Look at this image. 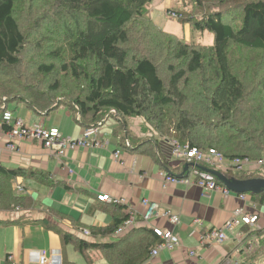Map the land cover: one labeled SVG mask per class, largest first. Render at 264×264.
Listing matches in <instances>:
<instances>
[{
    "label": "trees",
    "instance_id": "16d2710c",
    "mask_svg": "<svg viewBox=\"0 0 264 264\" xmlns=\"http://www.w3.org/2000/svg\"><path fill=\"white\" fill-rule=\"evenodd\" d=\"M18 1L0 0V125L4 133L10 128L3 116L13 115L12 104H24L39 115L65 107L83 129L117 121L124 132L114 134L125 148L133 140L127 120H143L151 127L152 140L139 148L152 156L157 152L160 164L164 160L158 140H174L203 152L214 150L227 160L264 161V0H188L184 8L169 10L192 29L212 33L213 42L207 46L186 43L159 29L149 17L155 0H37L52 7L42 27L62 39L61 46L47 56L64 62L58 68L54 63L31 66L39 77L63 74L64 83L52 81L43 90H38L36 74L30 78L22 74L27 38L16 17ZM193 6L205 10L198 19L188 12ZM231 6L235 10L228 16ZM147 27L156 35L144 34ZM131 33L139 34L136 41ZM231 55L236 56L235 63ZM260 169L223 174L238 180L264 178ZM39 177L47 176L0 165V212L28 209L31 199L17 194L12 184L17 178ZM246 195L264 206V191ZM127 217L116 218L101 233H112ZM254 232L264 242V228ZM123 238L122 244L113 245L62 235L63 243H72L81 255L88 249L104 251L109 264L143 262L159 242L148 228L131 230ZM122 245L126 247L120 251ZM121 253L124 260L119 263ZM6 261L11 264L8 257Z\"/></svg>",
    "mask_w": 264,
    "mask_h": 264
},
{
    "label": "crops",
    "instance_id": "0c3cea01",
    "mask_svg": "<svg viewBox=\"0 0 264 264\" xmlns=\"http://www.w3.org/2000/svg\"><path fill=\"white\" fill-rule=\"evenodd\" d=\"M176 4H180V0H155L153 7L163 8V12H166ZM153 12L154 10L150 12V19L162 29L156 20L152 19ZM9 110L12 111L14 119L23 120L22 117L25 115L26 124L32 126L42 123L47 129H57L63 137L79 139L84 131L72 113L65 114L73 118V126L70 124L72 127L68 130L65 116L49 119V123L46 124L45 121L48 119L45 117L49 114L39 115L29 109L25 114H16L15 105L10 106ZM138 121L140 119H130L126 122L133 136L130 148L119 144L120 139L114 133L118 131L120 135L124 131L117 121L111 120L109 128L104 126L101 128L100 139L107 143L104 148L70 151L61 160L55 158L37 142H18L17 150L11 152L7 149L9 143L7 137L0 133V165L8 169L20 168L41 172L47 176L39 179L17 178L13 182V190L30 198L31 206L26 210L0 212L2 231L10 232L11 235L9 244H3L1 240L0 258L4 257L0 259V264H5L9 256L15 263L25 264L27 252L30 250L43 251L47 256L59 252L63 264H77L76 254H79L87 264H96V258L93 257L98 255L104 259V264H109L104 251L88 249L81 255L72 243L68 244L72 248L63 243L62 235L68 233L75 239L87 243L122 244L126 238L123 237L131 230L119 238L112 236L115 230L108 235L101 232L111 226L116 218L125 217L129 212L136 214L137 227L134 229H145L149 226L172 230L181 244L179 248L161 251L156 257L150 255L148 259L137 264H224L226 259L237 262L238 253L239 257L245 254L243 252L245 246L256 239L250 234L252 227H237L233 233L227 235V241L222 245L202 247L199 244V235L205 230L222 227L230 220L235 210L257 215L259 221L256 227L264 228V216L259 214L264 215V206L260 207L248 195L247 201H243L234 193L225 198L219 192L203 193L194 184L165 183L159 174L179 176L183 165L173 158L168 141L158 140V151L164 164L158 162L157 152L153 156L144 153L145 150L139 146L152 140L149 137L151 133H147L148 131ZM115 151L120 152L118 160L112 156ZM201 168L222 174L227 171L203 166ZM101 195L123 200L120 206L124 208L98 201L97 198ZM144 199L157 203L162 210L177 214L180 224L173 227L167 220L156 217L145 225L140 216L143 212L141 201ZM43 222L48 224L45 225ZM83 230L89 231L90 236H84ZM240 233L250 235L244 241H239ZM125 247L126 245H122L120 251ZM122 255L123 253L117 256L119 263L124 260Z\"/></svg>",
    "mask_w": 264,
    "mask_h": 264
},
{
    "label": "built area",
    "instance_id": "2783aa9c",
    "mask_svg": "<svg viewBox=\"0 0 264 264\" xmlns=\"http://www.w3.org/2000/svg\"><path fill=\"white\" fill-rule=\"evenodd\" d=\"M169 10L171 9L166 10L168 11L166 14L167 17L171 20L178 19V15ZM3 123L6 126H9L10 130L4 133L2 131V125H0V133L7 137L9 142L7 149L11 152L17 150L18 142H37L41 144L44 149L51 152L55 158L61 160L62 158H65L70 151H76L78 149H102L107 145V143L100 139L101 124L98 125L100 127L84 129L81 138L71 139L63 137L55 128H45L42 123L30 126L20 119H14L9 112L4 114ZM169 142L173 158L182 163L183 169L179 176H169L160 173L159 176H161L162 180L168 184H194L200 188L203 193L219 192L226 198L231 192H229L224 185L220 184V181L216 176L201 168L202 166L211 169L218 168L219 170H233L235 172H247L264 167V161L262 160L257 162L251 161L247 158L227 160L214 150L203 152L196 148L189 147L188 145L178 144L174 140ZM112 156L115 160H118L120 158V152L115 151ZM16 187L18 190H21L20 187ZM238 198L247 201L248 196L246 194H239ZM97 199L101 202L123 204V200L109 198L108 195L98 196ZM141 206L143 207V212L140 216L145 225H148V222L156 217L167 220L173 227L180 224V218L177 214H173L169 210H162L155 202L144 199L141 201ZM258 221L259 218L257 215H250L244 211L235 210L230 220L225 222L222 227L205 230L199 235V244L202 247L222 245L227 241V235L233 233L237 227L246 226L253 228L255 225L257 226ZM195 223L198 222L195 221ZM136 227V214L129 212L127 219L113 232L112 236L114 238H119ZM146 227L153 230L154 234L159 238L158 244L150 252L151 257L158 256L161 251H171L180 247L181 244L179 238L172 230L152 228L149 226ZM82 233L86 237L90 236L89 231L83 230ZM246 237L247 234L245 233H240L238 235L239 241H244ZM254 242L253 239L252 242L246 245L247 248L245 246L247 253L251 252L254 248ZM8 261L11 264H17L12 260L11 256L8 257ZM25 264H63V259L59 252H54L47 256L43 251L30 250L27 252V260ZM224 264H238V261L235 262L231 259H226Z\"/></svg>",
    "mask_w": 264,
    "mask_h": 264
},
{
    "label": "rangeland",
    "instance_id": "374dc122",
    "mask_svg": "<svg viewBox=\"0 0 264 264\" xmlns=\"http://www.w3.org/2000/svg\"><path fill=\"white\" fill-rule=\"evenodd\" d=\"M178 1V0H177ZM191 1L188 0H180V4H176L175 7L170 8V9H177L180 10L181 8L185 7V4L189 5ZM178 3V2H175ZM205 7H209L208 4H204ZM50 8V9H49ZM47 6L46 2L44 1H35V2H30V1H26V0H19L16 4V17H17V21L21 27V29L24 31L26 38H27V43L25 46V53L22 54L21 56V61H22V74L27 75L28 78L31 77L32 73L36 74L37 76V82L40 86V88L38 90H43L46 88V86L48 84H53L55 81V83H64L62 79H64L63 74L57 76V75H53L48 76V77H39L38 74L34 73L35 68L33 69V71L31 72V66L34 67L33 64L38 63L39 65L41 63L50 65L53 64L55 65L56 68L59 67V65L63 64L62 62L55 60L53 61L52 58H49L47 55L50 51H54L56 50V48H58V46H61V42L62 39L60 36H56L54 33H46V30L42 27L43 21H45V17H48L49 12L52 10L51 6ZM211 7H209L208 9H210ZM153 12L152 14V19L156 20L157 24L159 26L162 27V29H165L167 31H169V34L174 35V37H176V39L182 40L186 43H193V44H199V45H210L213 42V35L210 32L204 31L203 33H200L199 31L192 29V25L189 24L188 22H183L179 19L176 20H171L167 17L166 12H163L164 9L163 8H156V7H152L149 10V16H150V12ZM235 8L234 6L230 7V10L228 12V16H230V14H232L234 12ZM205 10L201 8V6H199V8H196L195 6H193L192 8H189V13L191 16H194L195 18H199L201 13L204 12ZM43 19V20H42ZM154 23V22H153ZM155 24V23H154ZM156 25V24H155ZM136 27L132 28V32L135 34L138 30V26L137 23H135ZM166 26V27H165ZM159 29H161L160 27H158ZM161 29V30H162ZM164 30V31H165ZM156 30H153L150 27H147L146 30H144V34H151V35H156L155 32ZM143 34V33H140ZM139 34L136 35H132L131 33V39H134L136 41V39L138 38ZM162 39V38H161ZM159 57H163L160 53H158ZM63 56L65 58L66 54L63 53ZM255 57V54L253 55ZM232 57V63H235V60L233 57H236L234 55H231ZM161 66V65H160ZM164 69V68H163ZM243 71V69H242ZM15 73V71H14ZM258 82V81H257ZM247 84V83H246ZM14 106V105H12ZM17 107V111L16 114H25L26 111H28L27 107L24 104H17L15 105ZM70 113L71 112L65 108V107H61L57 110H54L52 112L49 113L48 116H46L45 118H47L48 120L45 121L46 124L49 123V119L53 120V119H57V118H63L65 116L66 113ZM66 118V122H67V129L70 130L71 127L73 126V118L72 117H67ZM22 121L27 120V118H25V115L22 117ZM112 120V119H111ZM111 120H108L104 127L105 128H109V126L111 125ZM135 121V120H133ZM136 122V121H135ZM140 122V125L143 126L145 125V123L143 122V120L138 121ZM72 124V126L70 125ZM147 125V124H146ZM145 125V126H146ZM151 127L149 125L146 126V131H148L147 133L151 132ZM66 136V135H65ZM149 137H151V134L149 135ZM260 172L264 175V168L260 169ZM260 216H264L263 214L259 213ZM7 228V227H6ZM256 229V225L253 227V230L250 232V234H253L254 237H256V239H254V248L251 250V252H246V248L243 251L245 254H241L242 256H240V253H238V264H264V242L263 241H259V237L258 235H256V233L254 232V230ZM3 227L0 226V244H1V240L3 244H9L11 241V235L10 232H4L2 231ZM249 234V235H250ZM247 235V236H249ZM258 241L260 243H258ZM68 245V244H67ZM66 245V246H67ZM0 247H2V245H0ZM67 247L72 248L71 245H68ZM100 256V255H98ZM95 256L93 258H96L95 262L96 264H104L103 263V258L100 259V257ZM4 256H2L3 258ZM0 258V259H2ZM232 261H234L232 259ZM3 263V262H2ZM76 263L77 264H87L85 262V260L79 255L76 254Z\"/></svg>",
    "mask_w": 264,
    "mask_h": 264
},
{
    "label": "water",
    "instance_id": "95a60500",
    "mask_svg": "<svg viewBox=\"0 0 264 264\" xmlns=\"http://www.w3.org/2000/svg\"><path fill=\"white\" fill-rule=\"evenodd\" d=\"M212 173L216 178L234 194H249L264 191V178H255L249 180H230L218 171L206 170Z\"/></svg>",
    "mask_w": 264,
    "mask_h": 264
}]
</instances>
